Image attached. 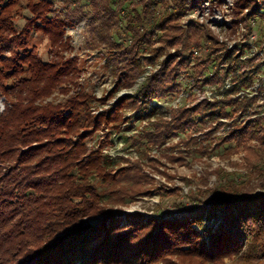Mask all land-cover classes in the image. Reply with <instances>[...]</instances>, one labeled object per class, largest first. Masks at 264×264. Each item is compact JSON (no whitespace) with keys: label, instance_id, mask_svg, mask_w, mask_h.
<instances>
[{"label":"trees","instance_id":"16d2710c","mask_svg":"<svg viewBox=\"0 0 264 264\" xmlns=\"http://www.w3.org/2000/svg\"><path fill=\"white\" fill-rule=\"evenodd\" d=\"M94 1L87 0L86 6L92 7ZM198 2L105 0L102 15L89 12L92 19L107 15L106 29L111 34L102 42L117 54L107 63L119 83L126 76L124 60L129 54H139L159 33L158 40L171 45L172 38L196 27L190 24L184 30L176 22ZM12 5L9 2L4 8L0 3V93L6 99L0 115V264H172L171 258L180 264L192 260L222 264L233 257L242 264H264V192H246L245 187L231 183L209 190L205 200L193 201L191 207L171 216L126 214L109 207L124 202L118 185L126 168L120 159L105 155L102 145L87 151L86 139L106 129L117 130L124 104H135L141 111L137 120L155 118L160 107L150 103L164 100V89L157 88L166 72L172 76L178 53L166 55L160 70L147 79V85L157 81L158 87L141 88L108 109L92 113L86 98L78 96L65 105L37 106V99L70 83L76 64L37 60L26 48L28 34L16 39L8 27L10 19L5 21ZM236 7L239 13L247 11L242 20L264 18V0H238ZM38 18L45 29L69 27L67 21L58 24L47 15ZM239 46L222 47V84L217 91L222 99L205 98L182 110L172 123H153L160 129L155 138L180 134L195 116L207 118L213 129L227 127L222 142L241 144L246 136L262 134L264 115L238 125L258 96L264 97V86L254 96L246 92L254 84L255 72L240 70L246 60H241L244 45ZM19 49L24 53L19 54ZM6 52L12 55L6 57ZM212 76H205V83ZM172 92L170 86L166 93ZM221 117L231 121L221 124ZM106 185L109 201L104 204L98 190Z\"/></svg>","mask_w":264,"mask_h":264},{"label":"rangeland","instance_id":"374dc122","mask_svg":"<svg viewBox=\"0 0 264 264\" xmlns=\"http://www.w3.org/2000/svg\"><path fill=\"white\" fill-rule=\"evenodd\" d=\"M237 1L199 0L176 22L184 30L189 29L190 24L196 27L183 32L177 39L172 38L171 45L163 40L160 42L159 33L151 45L141 47L139 54H129L124 60L126 76L120 83L107 63V58L117 54L102 42L111 34L106 29L107 15L92 19L89 13H101L107 9L105 0H95L92 7L86 6L87 0L0 1L4 8L9 2L13 3L6 11L5 21L10 19L8 27L16 39L24 33L28 34L26 48L33 52L37 60L51 64L72 61L76 64L70 83L57 87L47 97L37 99V106L65 105L68 99L78 96L86 98L85 103L92 113L108 109L119 98L132 97L141 88L158 87L157 81L147 85V79L160 70L166 55L178 53V58L172 63V66L178 63V66H175L172 76L166 72L167 77L157 88L164 89V100L150 103V106L160 107L155 118L137 120L141 111L135 104H124L120 109L117 130L106 129L86 139L87 151L102 145L105 155L120 159L122 167L126 168L125 177L118 185L121 189L118 196L124 195V202L110 205V208L126 214L171 216L179 215L183 207H191L193 201L205 200L209 190L231 183L245 187L246 192H264V129L256 138L246 136L238 144L234 141L222 142L221 138L228 128L221 125L219 129H213L214 124L207 118L195 116L194 123H189L185 131L164 139L155 138L160 129L152 126L153 123H172L182 110L195 106L205 98L210 101L222 99L217 94L222 84V47L244 45L241 60L246 61L240 70L255 72L254 84L247 89L250 96L256 95L258 88L264 86V18L242 20L247 11L239 13ZM44 15L50 21H67L69 27L42 28L38 17ZM35 21V26L29 27ZM127 43L130 46V39ZM163 46L166 48L161 51ZM18 53L23 54L24 50L19 49ZM153 54L156 56L152 57ZM11 55L10 52L5 54L6 57ZM212 60L216 62L212 64ZM209 61L212 65L206 67L204 63ZM133 69L136 71L134 76ZM205 76H212L209 83L203 80ZM170 86L174 92L167 94ZM5 100L0 93V115L5 109ZM261 115H264V97L258 96L238 125ZM222 121L231 120L221 117V124ZM262 124L264 126V120ZM106 133H112L111 140ZM109 190L107 185L98 190L104 204L109 201ZM171 261L172 264H180L178 259L171 258ZM189 264H198V261L192 260ZM222 264H242V261L233 257Z\"/></svg>","mask_w":264,"mask_h":264},{"label":"built area","instance_id":"2783aa9c","mask_svg":"<svg viewBox=\"0 0 264 264\" xmlns=\"http://www.w3.org/2000/svg\"><path fill=\"white\" fill-rule=\"evenodd\" d=\"M246 92H248V90H247ZM241 94H242V93H241Z\"/></svg>","mask_w":264,"mask_h":264}]
</instances>
